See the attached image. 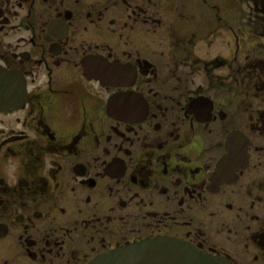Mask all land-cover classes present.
<instances>
[{
	"label": "flooded vegetation",
	"instance_id": "af4514ba",
	"mask_svg": "<svg viewBox=\"0 0 264 264\" xmlns=\"http://www.w3.org/2000/svg\"><path fill=\"white\" fill-rule=\"evenodd\" d=\"M160 237L264 264V0H0V264Z\"/></svg>",
	"mask_w": 264,
	"mask_h": 264
},
{
	"label": "water",
	"instance_id": "95a60500",
	"mask_svg": "<svg viewBox=\"0 0 264 264\" xmlns=\"http://www.w3.org/2000/svg\"><path fill=\"white\" fill-rule=\"evenodd\" d=\"M90 264H228L223 258L196 250L187 242L160 237L115 248Z\"/></svg>",
	"mask_w": 264,
	"mask_h": 264
}]
</instances>
